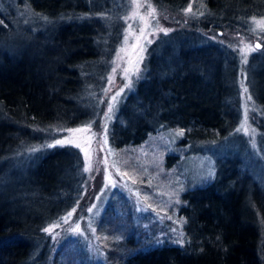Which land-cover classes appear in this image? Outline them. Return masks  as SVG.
I'll return each instance as SVG.
<instances>
[{
  "label": "trees",
  "instance_id": "obj_1",
  "mask_svg": "<svg viewBox=\"0 0 264 264\" xmlns=\"http://www.w3.org/2000/svg\"><path fill=\"white\" fill-rule=\"evenodd\" d=\"M25 1L38 16L31 25L50 23L34 31L28 25L20 34L8 35L11 15L0 12V168L20 162L16 158L24 148L46 143L47 136L53 138L51 129L88 121L92 106L82 95L94 79L95 74L89 73L100 69V63L94 69L89 66L98 60L106 42L100 41L101 20L86 21V15L95 14L93 0H85L82 7L73 4L63 16L51 9L60 0ZM152 1L172 8L191 2ZM203 1L207 7L203 23L208 27L245 29L249 17L264 15V0ZM73 15L83 17L69 19ZM187 46L180 47L184 53L170 64H161L155 52L148 55L145 76L130 102L123 105L120 120L112 125L114 147L143 141L156 129L153 118L164 127L182 129L181 141L186 144L218 140L232 130L238 110L228 65L235 59L228 48L217 43ZM262 61L264 58L257 64H264ZM256 76L253 92L264 109V72ZM132 114L137 119L133 122ZM179 161L176 153L165 154L167 166ZM218 161L223 162L222 157ZM240 161L225 159L212 180L182 192L179 213L185 222L181 243L140 244L134 234L122 230L121 236L113 238L114 224L120 219L106 209L99 230H104L102 238H109L106 252L111 264H264V183L242 168ZM22 167L23 174L8 168V182L0 183V264H82L81 252L75 247L77 252L73 251L74 239H64L51 259V246L42 238L46 224L75 205L85 204L86 177L80 152L53 146ZM12 190L24 193L13 198ZM46 206L52 212L44 215Z\"/></svg>",
  "mask_w": 264,
  "mask_h": 264
},
{
  "label": "rangeland",
  "instance_id": "obj_2",
  "mask_svg": "<svg viewBox=\"0 0 264 264\" xmlns=\"http://www.w3.org/2000/svg\"><path fill=\"white\" fill-rule=\"evenodd\" d=\"M93 1L95 14L91 18L86 15V21H93L92 18L101 20L103 28L100 41L106 42L101 46L102 54L98 60L93 66H89L94 69L100 63V69L96 72L95 68L89 73L95 74L92 75L94 79L86 84L85 94L82 95L85 101L87 100V105L92 106L88 121L66 129H51L54 131L50 134L54 137L47 136L46 143L24 148L16 158H20V162L12 163L11 167L2 165L0 183L4 180L8 182L5 176L8 168L13 167L23 174L25 167L22 166L53 146H67L78 150L83 170L90 167L89 171H84L86 187L82 196L85 198V204L75 205L67 213L46 224L44 229L52 228V231H45L42 238L46 239L48 247L51 246V259L59 244L66 238H72L75 241L72 244L73 251L81 252L79 257L82 258V264H111L106 252L109 238L107 235L102 238L104 230H99L106 209H111L120 219L117 226L114 224L113 238L121 236L122 230L127 234H134L138 238L136 240L141 241L140 244L153 245L164 241L181 243L184 239L185 222L179 213L182 192L187 187L212 180L214 175H218L222 170L225 159L241 158L242 168L248 172L252 171L253 177L264 183V109L254 94L256 75L260 71L264 72V64H257L264 58V15L249 17L245 29L227 30L224 27L204 25L207 7L203 0H191L181 8L160 6L152 0ZM85 2L60 0V3L53 2L51 9L55 14L63 16L70 13L69 8L73 4L82 7ZM27 6L25 0H0V12L11 15L8 16L12 22L8 35L20 34L19 32L28 28V25L34 31L47 27L50 23L48 21L38 26L31 25L32 18L38 16L33 15ZM82 17L73 15L69 19ZM41 20L38 19L39 22ZM58 21L62 22L60 18ZM55 29L56 26L51 31ZM7 36L3 39H7ZM149 40L151 43H146ZM255 40L262 43L261 48L254 45ZM210 43L224 45L230 51L229 55L235 59L231 62L233 65H228L238 110L232 130L218 140H193L186 144L181 141L184 136L182 129L164 127L157 118H153L152 124L156 125V129L143 141L120 148L114 147L111 143L112 125L115 120H120L123 105L136 93L138 82L145 76L148 55L155 52L159 61L161 58V64L165 65L173 62L174 58L179 59L178 55L184 53L179 51L182 45L188 47L187 45L191 44ZM140 46L144 48L142 52ZM104 57L108 59L107 64H104ZM188 59L185 61L189 66ZM183 63L185 64L184 61ZM136 68L139 70L136 71ZM125 69L128 70L127 73ZM126 84L129 86L125 87ZM135 103L133 101L132 105L136 109ZM109 104L113 105L111 113L108 112ZM133 120H137L134 114L130 116V121ZM89 124L90 132L69 131ZM242 125L247 131L243 130ZM93 133L95 135H92ZM69 139L74 143L56 142ZM76 143L80 144L79 148L75 146ZM168 152L178 155V164H165V154ZM221 157L223 162L218 161ZM4 187L8 189L9 186ZM23 193V190L19 193L12 190L10 195L15 198ZM7 198L13 200L10 196ZM51 208L46 206L44 215L48 214V210L51 213ZM74 208L76 211L68 223H63V218ZM89 208L92 209L91 212L88 211ZM57 224L58 226L52 227ZM76 224L80 225L82 234L73 231ZM114 251L118 252L119 249Z\"/></svg>",
  "mask_w": 264,
  "mask_h": 264
},
{
  "label": "snow or ice",
  "instance_id": "obj_3",
  "mask_svg": "<svg viewBox=\"0 0 264 264\" xmlns=\"http://www.w3.org/2000/svg\"><path fill=\"white\" fill-rule=\"evenodd\" d=\"M161 31H165V32H166V30H164V29H161ZM141 32H142V35H143V30H141ZM126 39H127V37H125V40H126ZM146 43H151V41H150V40H149V41H146ZM257 47H259V45H257ZM143 50H144L143 46H140V51L142 52ZM140 59L142 60V57H140ZM138 70H139V69L136 68V71H138ZM127 71H128V70L125 69V73H127ZM113 72H115V69H113ZM130 83H131V81L129 80V84H130ZM128 86H129V85H127V84L125 85V87H128ZM245 91H247V89H245ZM117 95H119V93H117ZM249 99H250V97H249ZM113 100H115V97H113ZM112 107H113V105L109 104V106H108V112H109V113H111V111H112ZM245 115H246V114H245ZM242 128H243L244 131H247V129L244 128L243 125H242ZM90 130H91V124H89V125H87L86 127H83V128L70 129L69 131L72 132V133H82V132L87 133V132H90ZM240 130H241V129H237V131H240ZM105 133H106V129H105ZM180 134L182 135V133H180ZM92 135H95V134L93 133ZM56 142H57V144H64V143L72 144V143H74V141L71 140V139H69V140H67V141H65V140H57ZM75 146L79 148V147H80V144H79V143H76ZM85 151H87V150H85ZM89 170H90V167L84 169V171H89ZM75 211H76V209L74 208V209L72 210V212H69V213L67 214V216L63 218V223H68L69 218L72 217V215H73V213H74ZM88 211L91 212L92 209L89 208ZM58 223H59V222H58ZM56 226H58V224H57V225H53L52 227H56ZM44 231L51 233L52 228H45ZM73 231L82 234V232H81V228H80V225H79V224H76V226H75V228L73 229ZM92 231L94 232L95 229L93 228Z\"/></svg>",
  "mask_w": 264,
  "mask_h": 264
},
{
  "label": "water",
  "instance_id": "obj_4",
  "mask_svg": "<svg viewBox=\"0 0 264 264\" xmlns=\"http://www.w3.org/2000/svg\"><path fill=\"white\" fill-rule=\"evenodd\" d=\"M254 45L257 47V45H259V47L257 48H261L262 47V43L259 40H255L254 41Z\"/></svg>",
  "mask_w": 264,
  "mask_h": 264
}]
</instances>
